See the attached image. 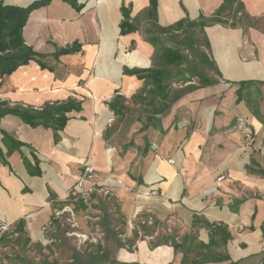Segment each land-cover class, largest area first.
<instances>
[{"label":"crops","instance_id":"obj_1","mask_svg":"<svg viewBox=\"0 0 264 264\" xmlns=\"http://www.w3.org/2000/svg\"><path fill=\"white\" fill-rule=\"evenodd\" d=\"M1 1L25 8L38 0ZM155 1L154 9L151 0H78V9L53 0L31 13L24 39L44 56L46 68L31 61L0 76V109L22 105L42 110L72 100L80 109L67 112L59 130L32 126L13 113L0 117V219L17 226L30 215L28 235L44 241L43 228L91 164L97 177L87 186L112 192L123 224L143 227L137 218L151 215L154 223L145 226L151 232L145 235L175 232L155 253L148 241H140L142 262L182 264L186 255L204 264H260L264 33L258 24L264 19V0H238L243 12L258 21L254 27H205L209 47L202 50L219 72L208 69L214 83L174 87L178 99L151 121L142 110L134 116L132 97L144 80L124 71L160 64L149 40L158 29L183 20H209L224 3ZM124 10L136 31L122 32ZM70 47L77 51L62 53ZM121 105L130 110L121 114ZM212 226L220 228L215 235ZM172 242L182 245L178 251L167 246ZM129 255L120 253L123 261L138 258Z\"/></svg>","mask_w":264,"mask_h":264},{"label":"trees","instance_id":"obj_2","mask_svg":"<svg viewBox=\"0 0 264 264\" xmlns=\"http://www.w3.org/2000/svg\"><path fill=\"white\" fill-rule=\"evenodd\" d=\"M52 1L38 0L25 8L5 5L4 1L0 2V76L2 78L14 73L18 68L29 64L31 61H37L43 69L46 68V64L42 61L44 56L36 53L26 44L23 32L31 13L41 7L47 6ZM64 1L74 5L78 9L80 8L77 6L78 0ZM151 1L155 9L156 1ZM243 9V5L238 0H224L222 7L214 18L196 22L179 21L170 27L158 29L149 38L158 49L160 64L156 65L154 69H126L124 71L130 75H137L139 79L144 80V87L132 98L134 103L143 107L142 111L146 114L147 119L153 121L154 116L165 113L169 110L171 103L178 99V95L174 94V83H180L179 89H194L201 85L214 83L212 82L214 78L209 76L207 70L214 69L216 73L219 74V72L215 67L214 61L202 50V46L209 47L204 29L206 26L215 23L230 25L235 28L239 27L244 31L245 26L254 27L258 21L253 20L248 14L243 12ZM240 12L241 16H238ZM124 17L122 32L136 31L137 27L129 23L130 17L125 10ZM163 35H166V39L171 40L169 44L164 43L166 41L162 38ZM180 36H182V39H180ZM76 51L75 48L70 47V49L63 50L62 53L70 54ZM196 79H198V82H195ZM111 106L117 112V106L113 104ZM75 109H80V104L73 100L68 103L47 105L42 110L17 105L14 108L0 109V117L4 114L13 113L21 116L23 120L32 126L45 124V126L51 125L59 130L67 121L65 114ZM120 110L121 114H125L130 108L121 105ZM219 229L217 226H212L210 232L212 235H215L219 232ZM16 233H18V236L13 240L24 245L31 243V238L26 231L25 222L18 223ZM9 238L5 237L2 242L9 240ZM172 245L176 251L182 246L176 242H172ZM201 246V248H206L205 245ZM98 248L99 250L103 249L102 246ZM76 256L74 254L70 258L72 262L65 264L78 262L79 258H76ZM42 263L58 264V261L45 259ZM182 264H204V261L201 259H190L185 255Z\"/></svg>","mask_w":264,"mask_h":264},{"label":"rangeland","instance_id":"obj_3","mask_svg":"<svg viewBox=\"0 0 264 264\" xmlns=\"http://www.w3.org/2000/svg\"><path fill=\"white\" fill-rule=\"evenodd\" d=\"M258 28L264 33V19L259 21ZM165 41L164 43L169 44L171 40L165 39ZM208 73L213 75L211 70H208ZM195 82H198V79ZM179 86L174 85V87ZM133 109L135 117L143 113L141 111L143 108L138 104L134 105ZM71 207L74 213L63 211L64 208L55 211L56 218L43 235L44 241L31 239L29 245H24L13 240L16 237L6 236L9 240L0 244V264H43L45 259L57 260L58 264H65L72 262L70 258L74 254L77 255L76 258H79L78 262H73L74 264H148L140 259L138 243L148 241L150 253H155L163 247L164 239L168 236L173 237L175 233L157 230L156 234L150 237L145 235L147 232L151 233L144 229L146 225L126 226L122 222V216L113 195L99 194L91 198L87 208L80 203L73 204ZM57 211L62 213L57 216ZM75 233L94 236L99 241L98 243H81L77 237L72 236ZM99 246L103 249L99 250ZM167 246L174 248L170 244ZM122 251L128 257H130L129 254L138 256L137 260L123 261L120 257Z\"/></svg>","mask_w":264,"mask_h":264},{"label":"built area","instance_id":"obj_4","mask_svg":"<svg viewBox=\"0 0 264 264\" xmlns=\"http://www.w3.org/2000/svg\"><path fill=\"white\" fill-rule=\"evenodd\" d=\"M38 109V108H35ZM41 110V109H38ZM171 163H174L173 160L170 161ZM96 173L95 169L91 164L85 165L82 174L79 176L77 182L75 183V186L73 187L71 191V196L65 200V205L63 206L64 210L63 211H71L73 212V209L71 205L73 204H78L80 203L81 205L87 206L89 205V201L91 198L96 197L97 195H112V192L110 190H105V189H99L97 186H87V182L95 179ZM62 212L57 211L56 215L59 216ZM56 218V216L54 215ZM31 220L30 215H26L24 218L25 223H29ZM137 220L140 222L142 225H153L154 219L150 215L147 218H137ZM53 221L49 224L52 225ZM48 225V226H49ZM48 226L44 227L42 230V234L44 235L45 232L48 230ZM6 236H14L17 237L18 233H16V226H12V224H9L8 222L0 219V244L3 241V239ZM72 236H75L78 238L79 242L81 243H98V238L94 236H89L87 234H72ZM263 251H264V244H263ZM260 264H264V261H262Z\"/></svg>","mask_w":264,"mask_h":264}]
</instances>
